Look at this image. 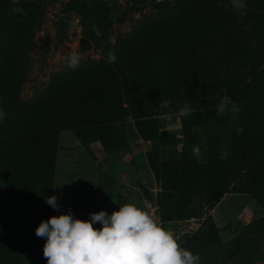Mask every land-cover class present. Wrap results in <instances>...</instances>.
Returning a JSON list of instances; mask_svg holds the SVG:
<instances>
[{"label":"trees","instance_id":"trees-1","mask_svg":"<svg viewBox=\"0 0 264 264\" xmlns=\"http://www.w3.org/2000/svg\"><path fill=\"white\" fill-rule=\"evenodd\" d=\"M35 1L0 0V108L6 113L0 122V168L11 179L10 198L0 209V264H26L23 249L11 237L19 226L34 246L33 264H47L46 238L37 237L36 228L55 216L46 198L52 196L60 132L73 131L83 146L99 140L107 151H123L128 143L122 124L129 117L151 144L149 162L161 187L159 220L204 218L183 243L200 255L201 264H254L250 252L254 241L264 239V215L224 241L210 210L232 191L250 193L264 210V0H246L243 16L235 13L231 0H188L174 21L139 35L125 45L128 49L111 45L106 20L112 8L99 5L94 10L102 16L101 35L84 42L107 57L114 54L115 62H85L70 78L25 102L19 68L25 40L41 21ZM128 1L134 6L148 2ZM17 7L27 15L15 13ZM190 70L200 74L210 109L182 117V151L160 161L167 141L151 114L152 100L176 96L177 74ZM224 89L241 106L236 122L216 114ZM203 123L220 133L199 163L187 138L192 126ZM237 127L244 132L237 134ZM225 149L228 158L221 159Z\"/></svg>","mask_w":264,"mask_h":264},{"label":"rangeland","instance_id":"rangeland-1","mask_svg":"<svg viewBox=\"0 0 264 264\" xmlns=\"http://www.w3.org/2000/svg\"><path fill=\"white\" fill-rule=\"evenodd\" d=\"M187 1L148 0L145 4L134 6L128 0H36L42 11L41 21L33 29L31 38L25 40L26 52L21 56L19 68L23 101L38 99L49 87L70 78L85 62L109 61L101 49L88 47L84 42L95 35L94 29H100L98 24L102 23V16L94 10L99 5L112 8L106 20L110 24L108 39L111 45L126 47L137 42L139 35L174 21ZM70 52L82 54L80 66L74 70L65 66ZM177 81L179 93L176 96H156L152 100L151 114L158 117L159 133L166 135L167 141L161 146L163 153L160 154V161L170 160L172 151L181 152L186 139L182 118L173 117V126L166 127L163 115L178 111L185 103L194 109L192 113L210 109L207 92L196 70L178 73ZM162 100H170V108L161 109L159 105ZM122 126L128 143L123 151H107L99 140L83 146L73 131L60 132L52 196L58 197L61 208L54 210L55 216L66 214L71 209L75 218L88 220L90 213L104 210L111 214L118 211L120 206L136 204L152 214L162 227L179 237L183 247L187 236L200 227L204 218L159 220L157 209L161 187L149 162L151 144L139 134L132 117ZM219 133L218 130H209L204 123L190 128L187 138L190 145H199L203 153L199 163L205 161L207 148L217 140ZM170 139L174 142L169 143ZM10 189L9 174L0 168V209L7 206ZM210 214L223 240L229 241L240 236L243 227L250 221L263 216L264 210L250 193L232 191L216 202ZM94 227L101 228L102 225L97 223ZM11 237L23 249L26 264H33L34 246L26 228L16 227ZM250 253L254 264H264L263 238L254 241Z\"/></svg>","mask_w":264,"mask_h":264},{"label":"clouds","instance_id":"clouds-1","mask_svg":"<svg viewBox=\"0 0 264 264\" xmlns=\"http://www.w3.org/2000/svg\"><path fill=\"white\" fill-rule=\"evenodd\" d=\"M235 13L246 15V0H231ZM13 11L24 16L23 8ZM97 37L101 35L98 28L94 29ZM82 54L70 52L65 60V66L76 69L80 66ZM116 56L109 54V62H115ZM170 100H162L161 109L170 108ZM194 109L189 103L179 107L176 112L163 115L166 127H172L173 117L179 119L189 116ZM241 106L228 94L218 95L216 114L231 116V120H239ZM6 119V113L0 108V122ZM237 134H242V127L236 128ZM193 155L199 159L203 156L201 147H193ZM225 149L220 158L227 159ZM46 204L59 211L61 204L53 195L46 198ZM101 224V228L94 227ZM36 236L46 238L43 255L47 264H201L199 254L181 246L179 237L165 229L148 211L136 204H125L118 211L109 214L107 211L90 213L88 220L74 217L71 209L66 214L52 216L41 221L36 228Z\"/></svg>","mask_w":264,"mask_h":264}]
</instances>
